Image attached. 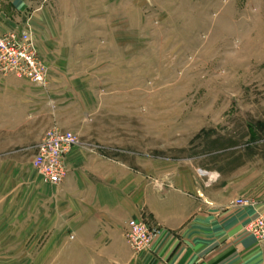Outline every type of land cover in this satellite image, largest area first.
Returning a JSON list of instances; mask_svg holds the SVG:
<instances>
[{
	"label": "rangeland",
	"instance_id": "374dc122",
	"mask_svg": "<svg viewBox=\"0 0 264 264\" xmlns=\"http://www.w3.org/2000/svg\"><path fill=\"white\" fill-rule=\"evenodd\" d=\"M11 2L18 30L32 28V13L44 8L60 30L48 52L74 63L55 65L63 81L31 83L48 110L38 122L14 113L0 120V264H33L19 233L34 232L36 216L49 219L50 184L30 159L51 126L72 131L80 150L89 142L93 151L148 170L156 185L185 169L226 174L244 159L257 161L264 0H0V8ZM59 90L68 94L63 102ZM46 243L44 236L37 245Z\"/></svg>",
	"mask_w": 264,
	"mask_h": 264
},
{
	"label": "crops",
	"instance_id": "0c3cea01",
	"mask_svg": "<svg viewBox=\"0 0 264 264\" xmlns=\"http://www.w3.org/2000/svg\"><path fill=\"white\" fill-rule=\"evenodd\" d=\"M13 4L0 8V34L20 31L18 19L10 18ZM45 15L44 8H37L29 23L37 50L45 56L49 84L66 76L55 65L74 59L48 52L57 47L60 30ZM56 94L58 101L68 95L64 90ZM42 97L27 79L0 74V120L14 113L15 119L35 124L48 111ZM260 142L262 149L252 156L257 161L244 159L226 174L185 169L164 185H156L148 170L140 172L118 156L93 151L89 142L81 150L76 145L66 155L62 184L49 185V219L36 216L35 231L27 233L24 227L19 233L25 240L23 254L33 264H264V240L247 230L264 211V138ZM141 213L158 232L148 248L134 252L124 232L127 220ZM46 222L50 226L44 231ZM44 236L47 243L38 247Z\"/></svg>",
	"mask_w": 264,
	"mask_h": 264
},
{
	"label": "built area",
	"instance_id": "2783aa9c",
	"mask_svg": "<svg viewBox=\"0 0 264 264\" xmlns=\"http://www.w3.org/2000/svg\"><path fill=\"white\" fill-rule=\"evenodd\" d=\"M0 74L24 78L40 86L47 85L48 67L37 54L30 27L0 34ZM79 143L72 131L51 126L36 144L30 159L31 166L44 182L59 186L68 171L66 155ZM237 202L245 201L239 199ZM247 230L258 240H264V211L248 224ZM157 232L158 227L141 213L137 218L127 220L124 237L128 246L138 252L148 248Z\"/></svg>",
	"mask_w": 264,
	"mask_h": 264
},
{
	"label": "trees",
	"instance_id": "16d2710c",
	"mask_svg": "<svg viewBox=\"0 0 264 264\" xmlns=\"http://www.w3.org/2000/svg\"><path fill=\"white\" fill-rule=\"evenodd\" d=\"M252 138H255V135H252Z\"/></svg>",
	"mask_w": 264,
	"mask_h": 264
}]
</instances>
